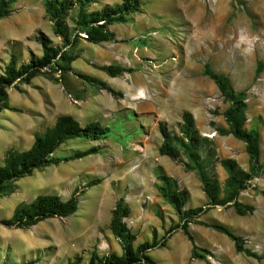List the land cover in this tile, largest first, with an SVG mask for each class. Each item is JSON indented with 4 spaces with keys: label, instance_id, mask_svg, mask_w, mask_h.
<instances>
[{
    "label": "rangeland",
    "instance_id": "374dc122",
    "mask_svg": "<svg viewBox=\"0 0 264 264\" xmlns=\"http://www.w3.org/2000/svg\"><path fill=\"white\" fill-rule=\"evenodd\" d=\"M47 1L14 0L10 14L0 18V74L12 54L19 65L42 56L41 34L66 56L29 84L8 90L10 107L0 113V163L10 148L28 150L35 136L62 115L73 116L82 126L99 122L111 133L99 141L70 140L54 155L93 147L100 154L36 170L12 184V192L0 200V264H68L78 258L89 264L94 251L122 255L110 229L120 199L131 211L124 222L136 235L135 247L151 242L154 232L161 240L176 227L165 247L149 253L156 264H264V72L256 76L257 64H264V0H143L127 23L109 27L113 41L93 44L73 31L68 46L54 33ZM121 2L101 0L87 11ZM78 11H69L71 27ZM206 64L247 94L246 128L259 135L261 172L239 197L255 207L253 214L240 216L233 206L208 207L190 224V241L178 228L179 217L163 197L158 176L166 174L188 192L187 209L206 206L208 199L198 174L186 171L185 156L174 161L159 154V124L179 133L183 113L193 114L202 137L209 140L201 157L207 172L218 179L221 197L227 194L229 177L222 160H235L250 171L245 143L223 132L229 129L223 115L229 103L205 75ZM111 65L126 72L112 77L102 70ZM82 76L101 80L122 95L116 98ZM97 179L100 184L86 187ZM76 189L84 193L70 217L47 219L28 229L1 224L39 195L68 200ZM212 225L241 237L244 249L261 259L238 252L235 242Z\"/></svg>",
    "mask_w": 264,
    "mask_h": 264
},
{
    "label": "trees",
    "instance_id": "16d2710c",
    "mask_svg": "<svg viewBox=\"0 0 264 264\" xmlns=\"http://www.w3.org/2000/svg\"><path fill=\"white\" fill-rule=\"evenodd\" d=\"M13 1H0V18L10 14V6ZM100 1L49 0L46 2L47 12L55 25L54 33L63 39L65 45L70 44L73 31L78 37L85 34V39L89 43L99 44L113 41L115 33L110 31L109 27L116 23H127L130 15L139 12L143 5V0H122L115 7L106 6L101 10L87 11L90 4ZM75 7H79V11L77 16L73 18V27H71L66 22V18L69 11ZM39 42L43 48L42 56L33 55L28 63L19 65L18 56L12 54L4 72L0 74V113L10 107L8 93L10 88L16 87L19 83L29 84L46 69L54 68L58 59L63 60L66 57L65 52H61L60 48L55 47L48 36L41 34ZM102 70L112 77L126 72V70L112 65L104 66ZM263 72L264 64L259 62L256 76L259 77ZM204 73L214 81L224 100L229 103V107L223 114L229 129L223 132L245 143L247 153L250 156V171L242 169L235 160H222V166L229 173V177L225 182L227 194L221 197L220 183L216 177L207 172L201 157V151L209 144V140L202 137L193 114L188 111L183 113L179 133L170 130L166 123L159 124V131L163 139L159 147V154L174 161L185 156L187 158V162L184 163L186 171L198 174L203 185V192L208 199L206 206L187 209L188 192L179 189L177 181L166 174L161 173L158 176V180L162 183L160 190L163 197L173 206L179 217L180 225L178 228L182 229L190 241H192L190 224L196 223L208 207L233 206L240 216L253 214L255 207L242 203L239 197L261 172L259 135L256 130L246 128L247 94L237 92L229 77L215 73L209 64L205 65ZM82 77L89 83L99 85L101 89L106 90L116 98L122 95L101 80L89 76ZM110 133L111 128L103 126L99 122H91L82 126L71 115L60 116L53 127L35 136V141L28 150L20 151L10 148L6 152L3 163H0V200L12 192L14 182L31 175L36 170H43L63 162L83 159L101 153L98 147H93L70 156L56 157L55 152L66 142L76 139L104 140L108 138ZM100 183V179L93 180L86 187H93ZM83 193L84 191L80 192L79 189H76L68 200H63L55 194L39 195L30 204L20 205L12 218L2 220L1 224L6 227L28 229L47 219L70 217L78 211L80 197ZM130 213V208L124 204L123 199H120L113 210L110 223L113 235L120 241L123 250L122 255L111 253L101 256L94 251L91 254L89 264H156L149 253L156 248L165 247L168 236L176 230V227L170 228L167 233L168 236L161 240L158 239L157 232H154L151 242L146 241L135 247L136 235L124 222ZM211 227L232 239L238 252H244L249 257L261 259L255 253L245 250L242 238L234 235L226 227L222 225H212ZM195 257L196 255L193 254L192 258ZM68 264H82V258L70 261Z\"/></svg>",
    "mask_w": 264,
    "mask_h": 264
},
{
    "label": "bare ground",
    "instance_id": "6f19581e",
    "mask_svg": "<svg viewBox=\"0 0 264 264\" xmlns=\"http://www.w3.org/2000/svg\"><path fill=\"white\" fill-rule=\"evenodd\" d=\"M143 98H145V97H141L140 99H143Z\"/></svg>",
    "mask_w": 264,
    "mask_h": 264
}]
</instances>
